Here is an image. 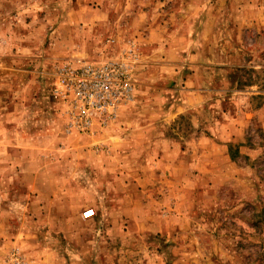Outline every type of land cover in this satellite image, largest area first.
I'll use <instances>...</instances> for the list:
<instances>
[{
  "label": "rangeland",
  "instance_id": "374dc122",
  "mask_svg": "<svg viewBox=\"0 0 264 264\" xmlns=\"http://www.w3.org/2000/svg\"><path fill=\"white\" fill-rule=\"evenodd\" d=\"M107 61L72 127L55 69ZM0 264H264V0H0Z\"/></svg>",
  "mask_w": 264,
  "mask_h": 264
},
{
  "label": "built area",
  "instance_id": "2783aa9c",
  "mask_svg": "<svg viewBox=\"0 0 264 264\" xmlns=\"http://www.w3.org/2000/svg\"><path fill=\"white\" fill-rule=\"evenodd\" d=\"M65 62L53 73V96L65 106L70 125L89 128L95 116L115 109L129 95L131 83L120 63L99 64ZM73 65H81L75 67ZM92 214L86 211L84 216Z\"/></svg>",
  "mask_w": 264,
  "mask_h": 264
},
{
  "label": "crops",
  "instance_id": "0c3cea01",
  "mask_svg": "<svg viewBox=\"0 0 264 264\" xmlns=\"http://www.w3.org/2000/svg\"><path fill=\"white\" fill-rule=\"evenodd\" d=\"M146 29H148L147 27H146ZM151 33H150V31H149V36H146V37H148L149 38V40H150V38H151V35H150ZM140 37V36H139ZM145 41V40H144ZM145 42H148V41H145ZM129 49H131V50H133V55H135V65L136 64H138L139 62H140V60L138 61V59H139V55H140V53L138 52V45H137V43H136V41H133V44H131L130 46H129Z\"/></svg>",
  "mask_w": 264,
  "mask_h": 264
},
{
  "label": "bare ground",
  "instance_id": "6f19581e",
  "mask_svg": "<svg viewBox=\"0 0 264 264\" xmlns=\"http://www.w3.org/2000/svg\"><path fill=\"white\" fill-rule=\"evenodd\" d=\"M87 215H88V216H90L91 214H90V215H89V214H87Z\"/></svg>",
  "mask_w": 264,
  "mask_h": 264
}]
</instances>
